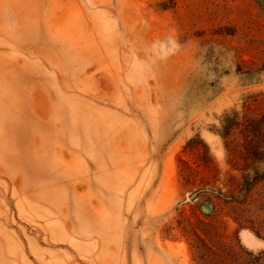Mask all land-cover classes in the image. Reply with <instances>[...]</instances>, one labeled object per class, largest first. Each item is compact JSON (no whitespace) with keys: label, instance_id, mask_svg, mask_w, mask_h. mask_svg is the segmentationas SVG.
<instances>
[{"label":"rangeland","instance_id":"rangeland-1","mask_svg":"<svg viewBox=\"0 0 264 264\" xmlns=\"http://www.w3.org/2000/svg\"><path fill=\"white\" fill-rule=\"evenodd\" d=\"M262 117L264 0H0V264H264Z\"/></svg>","mask_w":264,"mask_h":264},{"label":"trees","instance_id":"trees-1","mask_svg":"<svg viewBox=\"0 0 264 264\" xmlns=\"http://www.w3.org/2000/svg\"><path fill=\"white\" fill-rule=\"evenodd\" d=\"M259 124L262 125L261 130H264V117L260 119Z\"/></svg>","mask_w":264,"mask_h":264},{"label":"water","instance_id":"water-1","mask_svg":"<svg viewBox=\"0 0 264 264\" xmlns=\"http://www.w3.org/2000/svg\"><path fill=\"white\" fill-rule=\"evenodd\" d=\"M195 196H193L192 198H194Z\"/></svg>","mask_w":264,"mask_h":264}]
</instances>
